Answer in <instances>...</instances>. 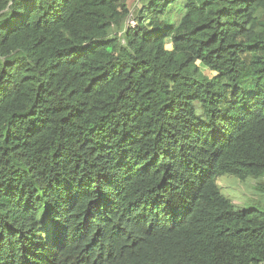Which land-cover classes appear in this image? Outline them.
<instances>
[{"label":"trees","instance_id":"1","mask_svg":"<svg viewBox=\"0 0 264 264\" xmlns=\"http://www.w3.org/2000/svg\"><path fill=\"white\" fill-rule=\"evenodd\" d=\"M138 2L0 0V264H264V0Z\"/></svg>","mask_w":264,"mask_h":264},{"label":"rangeland","instance_id":"2","mask_svg":"<svg viewBox=\"0 0 264 264\" xmlns=\"http://www.w3.org/2000/svg\"><path fill=\"white\" fill-rule=\"evenodd\" d=\"M132 4L130 3L129 7ZM217 185L223 195L239 208L249 206L260 199L259 195L254 191L255 181L253 180L241 182L236 178L224 176L217 181Z\"/></svg>","mask_w":264,"mask_h":264},{"label":"built area","instance_id":"3","mask_svg":"<svg viewBox=\"0 0 264 264\" xmlns=\"http://www.w3.org/2000/svg\"><path fill=\"white\" fill-rule=\"evenodd\" d=\"M138 3H139L138 0H136L135 6L138 5ZM127 25L130 26L131 28H134L136 26V22L131 17H129L127 20Z\"/></svg>","mask_w":264,"mask_h":264},{"label":"crops","instance_id":"4","mask_svg":"<svg viewBox=\"0 0 264 264\" xmlns=\"http://www.w3.org/2000/svg\"><path fill=\"white\" fill-rule=\"evenodd\" d=\"M130 3H133L131 6L133 7L136 3V0H127V4L129 6Z\"/></svg>","mask_w":264,"mask_h":264}]
</instances>
